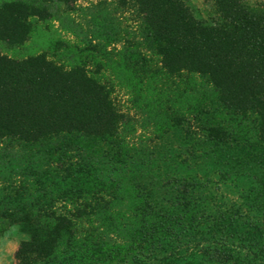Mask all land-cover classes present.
Segmentation results:
<instances>
[{"label":"trees","instance_id":"obj_1","mask_svg":"<svg viewBox=\"0 0 264 264\" xmlns=\"http://www.w3.org/2000/svg\"><path fill=\"white\" fill-rule=\"evenodd\" d=\"M77 1L0 0V235H25L15 264H164L184 232L224 218L185 182L164 198L148 181L138 132L185 124L192 155L239 149L258 170L219 173L249 177L234 213L247 228L198 252L264 264V0H113L132 16L123 31L107 12L83 25Z\"/></svg>","mask_w":264,"mask_h":264},{"label":"rangeland","instance_id":"obj_2","mask_svg":"<svg viewBox=\"0 0 264 264\" xmlns=\"http://www.w3.org/2000/svg\"><path fill=\"white\" fill-rule=\"evenodd\" d=\"M76 9L78 20L87 27L100 12H107L120 31L129 30L132 23V16L119 8L113 0H78ZM129 116L134 120L141 118V114L132 109L129 110ZM187 129L190 127L185 124L160 136L138 132L142 145L147 149V158L153 163V172L148 181L154 185L159 196L164 198L182 195L176 191L178 188L174 181L185 182L187 199L191 203L206 208V212L214 217H225L198 231L184 232L179 242H173L172 246L160 252L158 258L164 264H208L206 257L198 249L212 234L218 235L220 231L225 234L227 229L238 226L245 230L247 220L237 218L234 213L236 210L239 212L249 208L250 200L244 191L250 183L249 177L240 176L238 172L222 175L219 173L235 159L245 165V174L258 173L250 154L240 153L239 149L225 151L215 158L199 157L198 152L192 155L193 145ZM234 168L232 171L236 170ZM180 188L182 190L181 186ZM23 238L25 235L16 224L6 227L0 235V264H15L14 253Z\"/></svg>","mask_w":264,"mask_h":264}]
</instances>
